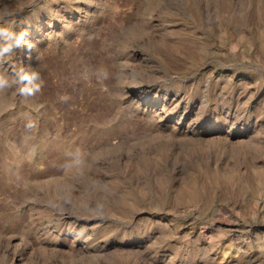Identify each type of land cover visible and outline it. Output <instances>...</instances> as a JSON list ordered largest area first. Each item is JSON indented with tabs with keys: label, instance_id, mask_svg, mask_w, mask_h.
Here are the masks:
<instances>
[{
	"label": "rangeland",
	"instance_id": "obj_1",
	"mask_svg": "<svg viewBox=\"0 0 264 264\" xmlns=\"http://www.w3.org/2000/svg\"><path fill=\"white\" fill-rule=\"evenodd\" d=\"M0 7V264H264V0Z\"/></svg>",
	"mask_w": 264,
	"mask_h": 264
},
{
	"label": "clouds",
	"instance_id": "obj_2",
	"mask_svg": "<svg viewBox=\"0 0 264 264\" xmlns=\"http://www.w3.org/2000/svg\"><path fill=\"white\" fill-rule=\"evenodd\" d=\"M8 15L7 9L0 7V23L4 22ZM27 35L28 32L26 30L17 33L12 30V27H0V41H2L0 42V68L8 62L6 58L15 55L16 49L26 44L29 48L34 46L26 40ZM12 73L11 77L0 73V94L15 87L19 96L30 97L41 90L42 83H38L40 81L39 73L28 71L23 66Z\"/></svg>",
	"mask_w": 264,
	"mask_h": 264
},
{
	"label": "bare ground",
	"instance_id": "obj_3",
	"mask_svg": "<svg viewBox=\"0 0 264 264\" xmlns=\"http://www.w3.org/2000/svg\"><path fill=\"white\" fill-rule=\"evenodd\" d=\"M236 136H238V135H236Z\"/></svg>",
	"mask_w": 264,
	"mask_h": 264
}]
</instances>
